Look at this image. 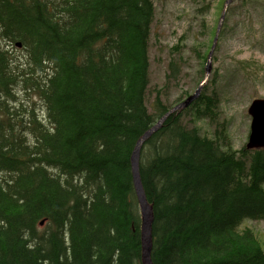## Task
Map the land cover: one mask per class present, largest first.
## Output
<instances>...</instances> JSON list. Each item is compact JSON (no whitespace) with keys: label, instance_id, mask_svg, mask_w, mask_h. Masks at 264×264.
Listing matches in <instances>:
<instances>
[{"label":"trees","instance_id":"16d2710c","mask_svg":"<svg viewBox=\"0 0 264 264\" xmlns=\"http://www.w3.org/2000/svg\"><path fill=\"white\" fill-rule=\"evenodd\" d=\"M210 1L196 79L167 101L183 69L175 43L151 113L153 0H0V264H143L134 148L203 81L226 2ZM217 63L140 153L153 264H264V234L247 225L264 221V149L234 147Z\"/></svg>","mask_w":264,"mask_h":264},{"label":"rangeland","instance_id":"374dc122","mask_svg":"<svg viewBox=\"0 0 264 264\" xmlns=\"http://www.w3.org/2000/svg\"><path fill=\"white\" fill-rule=\"evenodd\" d=\"M154 1L155 18L149 50L151 93L147 98L151 113L154 112V89L161 88L166 83L170 47L175 43L185 46L182 50L183 69L180 83L178 86L172 83L167 91V101L172 104L196 79L200 65L192 46L195 42L204 43L211 39V35L204 32V18H208L209 25L212 24L211 14H208V8L202 0ZM220 1L211 0V5L216 8ZM247 1L235 0L231 4L227 14V35L221 50L216 54L217 67L222 76L221 83L229 92L221 101L219 110L224 127L231 133L236 146L240 147L246 145L250 132L252 119L248 114V106L255 98L264 97V0ZM243 57L246 58L245 72L252 76L261 71L260 80L246 77L239 70L234 58ZM212 78L213 75L210 76ZM190 91L193 93L195 88ZM33 101L36 111L41 114L42 102L37 97ZM247 225L264 234V222L252 221Z\"/></svg>","mask_w":264,"mask_h":264},{"label":"water","instance_id":"95a60500","mask_svg":"<svg viewBox=\"0 0 264 264\" xmlns=\"http://www.w3.org/2000/svg\"><path fill=\"white\" fill-rule=\"evenodd\" d=\"M234 0H227L225 4V9L222 13L220 22L217 28V34L212 46V50L210 51L209 61L206 66V78L201 82L197 91L183 100L181 103L174 106L170 111H168L158 122L157 124L149 129L136 143L133 156H132V168H133V178L136 194L139 202V210L142 220L141 226V244H142V262L143 264H153L151 253L153 247V225L155 222V213L154 208L148 201L143 184L140 176V153L144 146V144L156 133L158 132L164 125V123L175 114L177 111L185 109L189 107L193 102L198 100L200 97L204 84L207 83L209 79V75L212 69V59L213 54L216 49V45L219 39V34L221 32L225 16L227 13V9ZM18 47H21V44H17ZM249 114L252 116V124H251V134L249 137V142L247 147H264V99L254 100L249 107Z\"/></svg>","mask_w":264,"mask_h":264}]
</instances>
